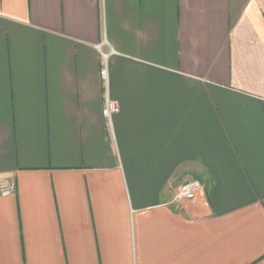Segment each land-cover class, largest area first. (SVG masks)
I'll return each instance as SVG.
<instances>
[{
	"label": "crops",
	"instance_id": "0c3cea01",
	"mask_svg": "<svg viewBox=\"0 0 264 264\" xmlns=\"http://www.w3.org/2000/svg\"><path fill=\"white\" fill-rule=\"evenodd\" d=\"M4 179L0 264H264V0H0Z\"/></svg>",
	"mask_w": 264,
	"mask_h": 264
},
{
	"label": "built area",
	"instance_id": "2783aa9c",
	"mask_svg": "<svg viewBox=\"0 0 264 264\" xmlns=\"http://www.w3.org/2000/svg\"><path fill=\"white\" fill-rule=\"evenodd\" d=\"M101 76L103 79H106V71L103 69L101 71ZM118 111V104L116 101H113L106 97L104 108H103V116L107 120H111L113 115H115ZM16 187L15 182L10 179H4L0 181V196L7 197L14 193ZM202 189V185L200 182L185 178L182 180L179 185L175 195V200H192L197 191Z\"/></svg>",
	"mask_w": 264,
	"mask_h": 264
}]
</instances>
